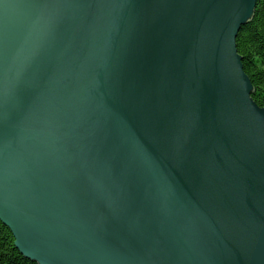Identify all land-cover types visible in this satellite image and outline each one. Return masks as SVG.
<instances>
[{"label":"water","instance_id":"95a60500","mask_svg":"<svg viewBox=\"0 0 264 264\" xmlns=\"http://www.w3.org/2000/svg\"><path fill=\"white\" fill-rule=\"evenodd\" d=\"M258 0H0V221L36 264H264Z\"/></svg>","mask_w":264,"mask_h":264},{"label":"trees","instance_id":"16d2710c","mask_svg":"<svg viewBox=\"0 0 264 264\" xmlns=\"http://www.w3.org/2000/svg\"><path fill=\"white\" fill-rule=\"evenodd\" d=\"M244 71L254 86L253 100L264 106V0H258L253 20L242 27L237 39ZM0 264H36L16 248L11 231L0 221Z\"/></svg>","mask_w":264,"mask_h":264}]
</instances>
